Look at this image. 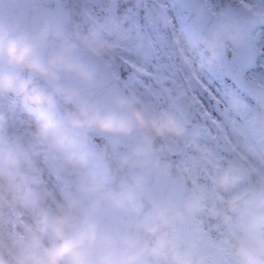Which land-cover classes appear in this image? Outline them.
Masks as SVG:
<instances>
[{"label":"clouds","instance_id":"obj_1","mask_svg":"<svg viewBox=\"0 0 264 264\" xmlns=\"http://www.w3.org/2000/svg\"><path fill=\"white\" fill-rule=\"evenodd\" d=\"M235 4L217 11L187 49L178 48L190 68L193 57L185 53L195 50L193 75L219 66L264 23L260 0ZM126 48L122 19L72 27L45 19L29 27L0 11V94L43 109L25 136L0 139V264H196L197 244L210 233L232 264H264V149L241 139L224 158L192 139L187 158H165L171 142L187 137L177 101L161 105L134 90L95 89V62ZM58 101L65 106L59 114ZM91 134L136 137L111 157L127 173L114 187L109 170L93 164ZM38 154L71 182L57 190L38 180ZM152 178L182 184V197L151 195Z\"/></svg>","mask_w":264,"mask_h":264},{"label":"rangeland","instance_id":"obj_2","mask_svg":"<svg viewBox=\"0 0 264 264\" xmlns=\"http://www.w3.org/2000/svg\"><path fill=\"white\" fill-rule=\"evenodd\" d=\"M121 1L120 7L116 0H111L107 4H98L95 0H83L81 2L82 11L89 13L92 19L96 20L118 19L117 11L118 9L122 11V6L125 4L134 8L135 24L129 26L128 29L126 26L124 27V24H128L126 11L120 15V17L123 16L127 48L107 61L108 65L118 75L127 90L145 94L161 105L175 100L186 113L188 120H193L189 116L188 107L194 105L200 116L196 122L198 133L195 136H190L187 133L185 140L171 142L169 145L171 157L167 159L177 161L187 158L192 152L189 143L192 139H195L199 144L213 147L221 157L229 158V153L227 154L216 146L215 137L220 134L227 145L234 143L241 140L234 131L236 128H242L244 139L264 149V143L258 140L259 137L264 136V129L255 120L259 116L258 110L239 94L232 80L222 72L220 67L217 66L210 70H196L195 75H193V69H195L198 59L194 54L195 50L185 53L193 57L191 68H186L180 60L178 48L182 46L187 49L188 42H194L196 38L174 0H159L167 12L164 26L151 11L146 0ZM206 1L212 9L221 10L223 4L229 0ZM89 2L94 5L91 6ZM217 4H219L218 7ZM257 35L264 51V25L258 29ZM178 39L179 43L177 42ZM125 65L129 67V71L125 70ZM178 69L186 79L188 87L183 83ZM253 70L249 71L252 78L261 83L264 82L260 79L261 77H258L261 76L260 74H264V55L262 63L260 62L259 66H255ZM219 101L224 104V110L218 105ZM59 109L57 103L56 112L58 114L63 112ZM42 110L40 107L27 104L22 99H12L0 94V113L5 120L0 123V139L10 140L11 131H15L18 137L25 136L33 125L37 113ZM91 139H94L95 146L89 145V141H87L86 147L93 154V164L101 170L105 168L109 170L110 162L106 159L107 154L110 157L121 155L125 144L124 140L122 138L108 139L103 136L91 137ZM98 147L101 149L100 153L96 150ZM35 167L37 179L47 181L49 186L54 189L59 190L71 182L72 177L69 175H54L39 154L36 157ZM125 176L126 174L122 173V170L121 172L118 170V175L115 178L111 177L112 186L114 187ZM201 179L202 182H207V179L204 180L203 177ZM99 210L105 215H109L103 206H100ZM0 216L2 218V214ZM212 241L213 234H210L199 249L198 260L204 261L209 258L210 264H232L229 252L224 248L215 246Z\"/></svg>","mask_w":264,"mask_h":264},{"label":"water","instance_id":"obj_3","mask_svg":"<svg viewBox=\"0 0 264 264\" xmlns=\"http://www.w3.org/2000/svg\"><path fill=\"white\" fill-rule=\"evenodd\" d=\"M97 1L100 2L102 0ZM177 2L191 28L198 37L203 33L207 25L216 19V14L211 11L204 0H177ZM150 3L161 16H164L161 6L156 1L150 0ZM229 6L233 10L236 8V5H226V7ZM5 9L29 27L35 26L45 19H55L59 21L58 15L64 13V8L60 0H56V11L54 12L42 5L34 7L26 0H0V11ZM81 55L86 57V53L82 52ZM259 55L260 50L253 31L244 46L234 48V50L229 48L226 51L221 66L224 71L234 79L242 91L249 94L260 104L264 114V85L261 86L253 82L246 73V68L254 63ZM95 63L97 65V78L95 84L97 92L108 94L123 89L116 76L105 66L103 61H96ZM188 128L190 134L193 135L196 133L194 125L188 124ZM124 139L126 141V146L123 149V154L135 143L136 137ZM150 188V194L153 196L167 194L174 199H179L182 197L184 186L169 180L152 178L150 180Z\"/></svg>","mask_w":264,"mask_h":264},{"label":"flooded vegetation","instance_id":"obj_4","mask_svg":"<svg viewBox=\"0 0 264 264\" xmlns=\"http://www.w3.org/2000/svg\"><path fill=\"white\" fill-rule=\"evenodd\" d=\"M46 2H48V4H51V5H49V6H53L52 5V1L51 0H45ZM67 3H66V5L67 6H74V4H75V0H65ZM111 1V0H110ZM109 1V2H110ZM137 1V0H136ZM96 2V1H95ZM108 2V3H109ZM97 3V2H96ZM116 3L118 4V6L120 7L121 6V4H122V1L121 0H116ZM89 4L91 5V6H93L92 5V3H90L89 2ZM99 4V3H98ZM129 11H132V9H131V7H129L128 8V11H127V13L129 12ZM117 14H118V19H123V16H121L120 17V15L122 14V12H121V10L120 9H118V11H117ZM90 19H92V18H90ZM126 19H129L128 17H126ZM61 20H62V23H64L65 25H67L68 27H72L73 26V23H75V21H74V18L72 17V18H70V19H66V18H61ZM127 23L128 24H124V27L126 26V29H128V27L129 26H133L134 24H135V22H134V20H130L129 19V21H127ZM185 83V85H187V83L186 82H184ZM185 97H187V95H185ZM192 108H194L195 110H196V108H195V106L194 105H189V107H188V112H189V116H190V114H191V110H192ZM197 112V111H196ZM197 115H198V117H197V120H196V122L199 120V114L197 113ZM227 154H228V152H227ZM206 179H207V177H206ZM1 217V216H0ZM211 234V233H210ZM209 234V235H210ZM209 235H208V237H209ZM208 237L206 238V240L208 239ZM206 241H203L202 242V244L200 245V247L205 243ZM198 255H197V258H196V264H210V260H209V258L207 259V260H201V259H199L198 260V256H199V253H197Z\"/></svg>","mask_w":264,"mask_h":264},{"label":"trees","instance_id":"obj_5","mask_svg":"<svg viewBox=\"0 0 264 264\" xmlns=\"http://www.w3.org/2000/svg\"><path fill=\"white\" fill-rule=\"evenodd\" d=\"M41 84H43L46 88H47V86L43 83V81H39ZM93 145V144H92ZM123 171V173H125V174H127L126 173V171H124V170H122Z\"/></svg>","mask_w":264,"mask_h":264}]
</instances>
